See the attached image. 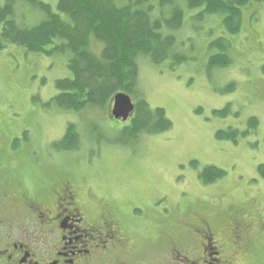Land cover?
<instances>
[{
    "label": "rangeland",
    "instance_id": "rangeland-1",
    "mask_svg": "<svg viewBox=\"0 0 264 264\" xmlns=\"http://www.w3.org/2000/svg\"><path fill=\"white\" fill-rule=\"evenodd\" d=\"M22 9L18 15L34 20V11ZM197 14L188 10L184 25L189 22L175 32L184 62L140 63L141 92L152 108L165 109L173 127L138 138L126 134L129 120L108 117L106 109L67 113L46 107L58 93L56 81L71 77L64 56L12 45L0 50V146L22 160L24 180L32 185L56 168L82 174L97 195L121 205L124 220L138 224L135 234L144 249L167 229L184 230L180 217L193 209L216 214L220 208L227 215L231 206L242 203L264 206V177L258 170L264 163V3L243 9L236 34L219 16L199 20ZM221 37L232 62L211 68L209 58L219 52L211 44ZM227 105L228 115L213 113ZM251 117L258 118L257 127L237 143L216 138L229 127L246 130ZM70 123L76 125L81 144L76 150H58L54 144ZM207 165L222 168L225 176L203 182L200 173ZM135 209L140 210L136 217Z\"/></svg>",
    "mask_w": 264,
    "mask_h": 264
},
{
    "label": "trees",
    "instance_id": "trees-1",
    "mask_svg": "<svg viewBox=\"0 0 264 264\" xmlns=\"http://www.w3.org/2000/svg\"><path fill=\"white\" fill-rule=\"evenodd\" d=\"M255 2L264 0H56L55 5L43 0H0V50L12 45L67 58L71 77L56 81L58 93L46 107L53 105L67 113L97 107L106 109L110 117L115 94L125 92L135 97L136 107L126 134L135 138L154 135L169 131L173 122L164 108H152L141 92V61L159 66L170 58L178 64L186 60L177 50L175 32L189 22L184 25L188 10H198L195 17L199 20L219 16L226 29L236 34L241 29L243 9ZM23 7L28 13L34 11V20L17 14ZM211 46L219 52L210 56L209 67H226L232 62L224 38ZM229 112L230 105L213 111L223 117ZM257 125L258 118L251 117L246 130L229 127L219 130L216 138L237 143L239 136H247ZM80 144L77 127L70 123L54 145L71 151ZM258 170L264 177V163ZM225 174L222 168L207 165L200 179L212 183Z\"/></svg>",
    "mask_w": 264,
    "mask_h": 264
},
{
    "label": "flooded vegetation",
    "instance_id": "flooded-vegetation-1",
    "mask_svg": "<svg viewBox=\"0 0 264 264\" xmlns=\"http://www.w3.org/2000/svg\"><path fill=\"white\" fill-rule=\"evenodd\" d=\"M1 147L0 264H264L262 205L193 209L180 217L184 230L170 227L144 249L138 224L82 174L56 168L31 185Z\"/></svg>",
    "mask_w": 264,
    "mask_h": 264
},
{
    "label": "water",
    "instance_id": "water-1",
    "mask_svg": "<svg viewBox=\"0 0 264 264\" xmlns=\"http://www.w3.org/2000/svg\"><path fill=\"white\" fill-rule=\"evenodd\" d=\"M134 110L135 104L129 94L125 92L115 94L111 111L113 118L127 121Z\"/></svg>",
    "mask_w": 264,
    "mask_h": 264
}]
</instances>
